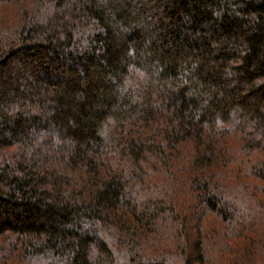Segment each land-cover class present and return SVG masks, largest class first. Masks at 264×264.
<instances>
[{
  "label": "trees",
  "instance_id": "trees-1",
  "mask_svg": "<svg viewBox=\"0 0 264 264\" xmlns=\"http://www.w3.org/2000/svg\"><path fill=\"white\" fill-rule=\"evenodd\" d=\"M0 264H264V0H0Z\"/></svg>",
  "mask_w": 264,
  "mask_h": 264
}]
</instances>
